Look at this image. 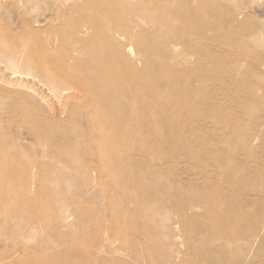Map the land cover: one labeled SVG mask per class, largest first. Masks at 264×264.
I'll return each mask as SVG.
<instances>
[{"label":"rangeland","instance_id":"1","mask_svg":"<svg viewBox=\"0 0 264 264\" xmlns=\"http://www.w3.org/2000/svg\"><path fill=\"white\" fill-rule=\"evenodd\" d=\"M150 3L171 14L168 25L152 28L139 17ZM119 4L127 7L108 8L118 21L128 16L142 31L185 35V45L173 48L187 47L194 115L167 118L162 128H172L161 134L159 122L137 133L136 118L81 121L77 112L89 101L60 100L45 80L12 76L0 55V264H218L222 248L254 238L252 218L264 213V0ZM61 5L68 21L52 16ZM85 16L75 0H0V36L19 51L36 35L71 36ZM57 56L73 63L70 47ZM32 122L39 135L29 132ZM251 178L263 192L257 205L255 195L228 186ZM201 199L246 211L209 208ZM257 243L246 246L249 259L230 264H264Z\"/></svg>","mask_w":264,"mask_h":264},{"label":"bare ground","instance_id":"2","mask_svg":"<svg viewBox=\"0 0 264 264\" xmlns=\"http://www.w3.org/2000/svg\"><path fill=\"white\" fill-rule=\"evenodd\" d=\"M76 1L82 5L87 16L80 20V26L74 29L71 36L64 34L65 32H58L53 27L56 31L49 32L45 38L36 35L30 42L22 41L23 43L18 40L21 38H18L17 41L21 43L19 45L23 47L19 51L12 48V44L0 36V55L9 74L14 76V74L25 73L26 76L45 80L50 85L55 97L60 100L82 101L84 99L89 101L91 108L84 112H77L81 121L107 123L110 120L133 121L136 118L140 122L137 133L155 130L151 126L153 123L159 122L161 127L156 130L161 134L164 133L163 130L172 128V125H168V129L162 128V124L166 122L167 118H174L180 122L190 119L194 115L198 103L192 100L190 89L185 82L188 83L187 80L191 77L193 70L185 64L187 61H182L184 57L186 60L187 47H182L179 51L173 48L185 45V35L179 39L177 34L170 32L142 31L131 22V18L129 19L128 16L123 17L121 21L112 18L108 8H119V11H122L127 7L122 4L116 6L118 0H96L97 3L94 0ZM134 6L129 5L131 9ZM151 6V3L150 6L146 4L142 10H139V17L144 18L146 24L152 28L157 24L168 25L171 14L167 10ZM63 9L62 5L58 6L55 8V12L52 10V13L54 12L52 16L55 19L63 18L62 20L68 21L64 18ZM192 15L194 17V14ZM16 18H19V20L16 19L17 24L23 26L20 17ZM28 28L31 30L29 26H24V30ZM13 34L10 33L12 37H15V33ZM128 40L137 43V51H133V47L127 43ZM41 47H46L48 52H40L38 49ZM65 47L72 49V64L57 56L59 50ZM12 76L10 78H13ZM39 81L41 80L38 79ZM45 84L47 85V83ZM151 84H157L160 88L159 91L152 93L151 87H149ZM181 88L183 90H180ZM147 92L150 95H147ZM175 94H179L178 100L174 97ZM157 103L160 104L159 110L153 107L154 105L158 106ZM119 105H122L123 108L120 109ZM178 109L182 110L181 115L177 114ZM37 125L33 122L30 124L28 130L32 135L40 134ZM16 148L18 149V147ZM0 149L6 150V143L3 142L1 135ZM17 149L15 152L19 153ZM14 160L12 158L10 163ZM1 165L6 166L4 163ZM241 169H235V172L241 173ZM228 186L233 189V192L241 194L246 192L255 195L256 205L259 204L260 198L263 196L262 190L254 186V178L247 179L242 183L240 180V182ZM200 202L209 208L224 207L226 210L236 208L240 212L246 211L243 204L235 203L232 204V207H227L229 204L226 200L219 203L220 201L201 199ZM252 220L251 237L254 236V238H250L246 245L222 248L223 256L221 255L218 264H230L235 260L245 262L248 257L246 255L247 245H254L257 238L259 242L257 243V253L261 252L264 248V213H256ZM210 236V233L207 234V242L210 241ZM217 254L213 256L217 257ZM232 256L235 257L230 260L229 258Z\"/></svg>","mask_w":264,"mask_h":264}]
</instances>
